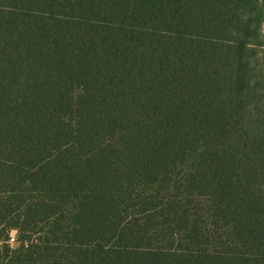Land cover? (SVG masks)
<instances>
[{"label":"trees","instance_id":"1","mask_svg":"<svg viewBox=\"0 0 264 264\" xmlns=\"http://www.w3.org/2000/svg\"><path fill=\"white\" fill-rule=\"evenodd\" d=\"M0 264H264V0H0Z\"/></svg>","mask_w":264,"mask_h":264},{"label":"built area","instance_id":"2","mask_svg":"<svg viewBox=\"0 0 264 264\" xmlns=\"http://www.w3.org/2000/svg\"><path fill=\"white\" fill-rule=\"evenodd\" d=\"M8 243L12 246L16 244V238H15V234H11L8 240Z\"/></svg>","mask_w":264,"mask_h":264},{"label":"rangeland","instance_id":"3","mask_svg":"<svg viewBox=\"0 0 264 264\" xmlns=\"http://www.w3.org/2000/svg\"><path fill=\"white\" fill-rule=\"evenodd\" d=\"M16 246V244L15 245H12V247H15Z\"/></svg>","mask_w":264,"mask_h":264}]
</instances>
